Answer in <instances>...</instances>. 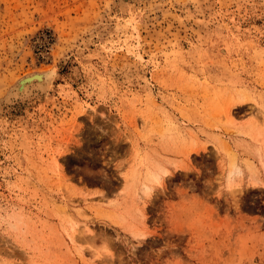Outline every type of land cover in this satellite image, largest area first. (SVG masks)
Listing matches in <instances>:
<instances>
[{"label": "rangeland", "instance_id": "rangeland-1", "mask_svg": "<svg viewBox=\"0 0 264 264\" xmlns=\"http://www.w3.org/2000/svg\"><path fill=\"white\" fill-rule=\"evenodd\" d=\"M263 166L264 0H0V264H264Z\"/></svg>", "mask_w": 264, "mask_h": 264}, {"label": "bare ground", "instance_id": "bare-ground-1", "mask_svg": "<svg viewBox=\"0 0 264 264\" xmlns=\"http://www.w3.org/2000/svg\"><path fill=\"white\" fill-rule=\"evenodd\" d=\"M28 77V76H27ZM25 78V77H24ZM26 80H24L21 84H19L18 83V87H17V89L15 90V92H16V95H21V96H25V95H27V96H29V94H31V93H29V92H31L30 90H31V88H33V87H31V86H35L34 84H36V86L35 87H37V88H41L42 89V87L44 88L45 87V90L47 89V88H49L50 86H51V77H49V76H47V75H44V74H38V73H34L33 75H30L28 78H25ZM45 85V86H44ZM14 93V92H13ZM13 93H11L9 96H8V98H11L12 97V95L14 96L15 95V93L13 94ZM9 100V99H8ZM264 167V166H263ZM240 173V171H237V173ZM236 172H234V174H235ZM236 173V174H237ZM238 173V174H239ZM142 190H143V192L145 193V194H149V192L151 191V187L149 186V185H147L146 183H143V188H142ZM71 228H72V232H71V234H70V239H71V241H73L74 242V236H75V233L77 232V227H76V224L74 223V222H72L71 223ZM87 229H89L88 227H87ZM80 256H82V254H80Z\"/></svg>", "mask_w": 264, "mask_h": 264}]
</instances>
